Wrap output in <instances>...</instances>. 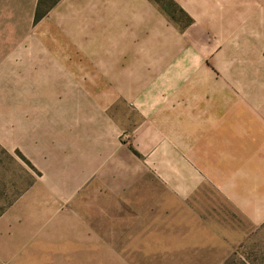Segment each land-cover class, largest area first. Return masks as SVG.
<instances>
[{
	"label": "crops",
	"instance_id": "obj_1",
	"mask_svg": "<svg viewBox=\"0 0 264 264\" xmlns=\"http://www.w3.org/2000/svg\"><path fill=\"white\" fill-rule=\"evenodd\" d=\"M66 1L48 9L25 34L26 68L31 75L55 76L58 92L89 93L85 101L104 109L106 119H81L79 124L104 147L89 154L72 152L67 158L62 149L53 170L45 167L43 149L32 146L25 156L34 167H41L38 170L57 172L64 195L74 202L87 184L89 210L79 217L89 220L85 229L89 243L84 246L89 263L96 264L98 257L114 259L118 253L122 257L125 252L160 251L161 236L168 234L160 229L162 213L168 211L175 228L177 204L188 208L191 218L205 187L219 198L216 210L224 223L214 225L234 229L240 220L254 232L264 225V111L256 119L209 117L214 92L210 85L216 83L218 88L216 75L223 78L224 71L209 66L207 52L161 50L162 44L175 45L178 32L160 5L150 0ZM182 2L190 15L202 9L210 17L217 10V0ZM37 6L38 1L35 12ZM38 23L44 32L35 43L33 29ZM190 27L184 31L186 41L208 42V27L199 18ZM252 71L256 78L249 85L260 86L261 69ZM65 77H72V84ZM240 82L236 81L239 89ZM223 86L222 79L220 91ZM117 108L119 115L114 113ZM123 132L131 134V142L120 141ZM102 172L106 178L110 173L111 180H106L104 194H98ZM118 173H127V185L123 180L117 183ZM144 173L151 177L147 182ZM161 185L167 200L155 194ZM208 194L199 202L211 208ZM208 211L199 218L210 219L213 210ZM236 235L214 239L202 234L197 244L224 243L225 236H233L230 241L237 243ZM60 250L69 259L84 255L83 247L74 245Z\"/></svg>",
	"mask_w": 264,
	"mask_h": 264
},
{
	"label": "rangeland",
	"instance_id": "obj_2",
	"mask_svg": "<svg viewBox=\"0 0 264 264\" xmlns=\"http://www.w3.org/2000/svg\"><path fill=\"white\" fill-rule=\"evenodd\" d=\"M37 1L0 0V264H90L88 248L84 247L89 243L85 230L89 220L79 217L80 213L89 210L87 184L81 187L74 202L72 197L64 195L57 172L38 170L41 167L32 164V167L28 166L18 155L26 158L25 152L32 146L43 149L45 167L53 170L58 160L56 155L61 154L62 149L67 158L72 157V152L89 154L104 147L98 145L101 140L90 138L92 135L84 124H79L81 119H106L104 109L94 108L85 101L84 97L89 93L58 92L55 76L31 75L26 68L29 45L24 38L32 24L35 25ZM54 1L42 0L41 10L53 8L58 2H68ZM150 1L160 5L165 18L176 26L178 32L175 45L172 41L162 44V51H176L178 54L207 52L209 66L219 71L223 69V78L221 74L216 75L218 88L216 83L210 85L214 92L210 93L209 117L256 119L261 116L260 111H264V0H229V4L217 0V10L210 17H205L206 12L202 9L190 15L182 8L185 5L182 0ZM72 4H82V1ZM195 18L208 27L206 43H192L184 37V31L191 28ZM33 30L36 43L44 31L39 23ZM256 68L261 69L263 79L257 87L249 85V80L256 78L252 71ZM65 79L72 84V77ZM222 79L224 86L220 91ZM238 79L240 89L236 83ZM119 110L114 109V113L119 115ZM119 138L121 142H131L129 132L121 133ZM106 174L100 173V180L97 179L98 194L100 191L104 194L105 182L111 180L110 173L107 178ZM116 176L114 179L118 184L123 180L127 185V173ZM142 178L145 182L151 179L145 173ZM67 179L65 176V185ZM156 192L162 199H168L162 185L155 188ZM206 192L212 198L211 208L209 204L199 202L207 197ZM197 200L191 218L187 214L188 208L177 204L175 228L168 211L162 213L160 229L168 234L161 236L160 251L125 252L123 258L118 253L108 261L98 257L96 264H264V225L255 232L240 220H236L239 228L234 229L214 225L224 223L218 219L216 192L205 187ZM208 209L213 210L209 213L212 219H206V216L200 219L202 211ZM170 232L174 235H169ZM202 234L212 235L214 239L216 235L237 234L235 239L240 241L232 243L233 236H225L224 243L201 246L197 244V238ZM73 245L77 249L83 247L84 255L69 259L65 252L64 257L60 249ZM147 247L152 248L146 244Z\"/></svg>",
	"mask_w": 264,
	"mask_h": 264
},
{
	"label": "trees",
	"instance_id": "obj_3",
	"mask_svg": "<svg viewBox=\"0 0 264 264\" xmlns=\"http://www.w3.org/2000/svg\"><path fill=\"white\" fill-rule=\"evenodd\" d=\"M55 2H57V0H55L53 3H55ZM173 4H175L174 3V1H173ZM41 5H42V0H38V6H37V9H36V12H35V17H34V22H38L40 19H41V17L42 16H44L45 14H46V12H47V10H44V11H42L41 10ZM51 8V7H50ZM4 150V149H3ZM4 152H6L5 150H4ZM7 153V152H6ZM18 155L20 156V158L28 165V166H31L32 167V165H31V163L29 162V161H27L26 160V158L25 157H23L20 153H18ZM27 188H25V190H27L29 187H30V185L29 186H26ZM24 190V191H25Z\"/></svg>",
	"mask_w": 264,
	"mask_h": 264
}]
</instances>
